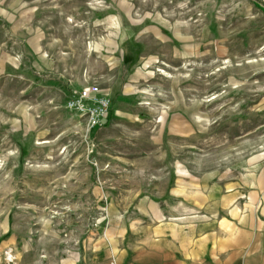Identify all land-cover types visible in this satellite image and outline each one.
I'll use <instances>...</instances> for the list:
<instances>
[{"label": "rangeland", "instance_id": "1", "mask_svg": "<svg viewBox=\"0 0 264 264\" xmlns=\"http://www.w3.org/2000/svg\"><path fill=\"white\" fill-rule=\"evenodd\" d=\"M230 181L264 193V0H0V264L114 256L154 198Z\"/></svg>", "mask_w": 264, "mask_h": 264}, {"label": "crops", "instance_id": "2", "mask_svg": "<svg viewBox=\"0 0 264 264\" xmlns=\"http://www.w3.org/2000/svg\"><path fill=\"white\" fill-rule=\"evenodd\" d=\"M240 185H181L164 201L154 198L139 211L144 220L133 224L132 242L120 234L110 242L114 256L85 263L264 264V193L247 195Z\"/></svg>", "mask_w": 264, "mask_h": 264}, {"label": "built area", "instance_id": "3", "mask_svg": "<svg viewBox=\"0 0 264 264\" xmlns=\"http://www.w3.org/2000/svg\"><path fill=\"white\" fill-rule=\"evenodd\" d=\"M110 100L99 93L96 87H82L78 96L67 101V108L81 116L87 117L86 125L90 128L105 123Z\"/></svg>", "mask_w": 264, "mask_h": 264}]
</instances>
